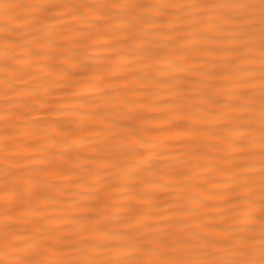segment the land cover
Segmentation results:
<instances>
[{"label":"bare ground","instance_id":"6f19581e","mask_svg":"<svg viewBox=\"0 0 264 264\" xmlns=\"http://www.w3.org/2000/svg\"><path fill=\"white\" fill-rule=\"evenodd\" d=\"M4 2L0 260L259 259L260 0Z\"/></svg>","mask_w":264,"mask_h":264},{"label":"snow or ice","instance_id":"6c2138e0","mask_svg":"<svg viewBox=\"0 0 264 264\" xmlns=\"http://www.w3.org/2000/svg\"><path fill=\"white\" fill-rule=\"evenodd\" d=\"M16 5H12L4 2V0H0V8L5 10V14L7 15L8 10ZM109 7L116 8L118 5L113 3L108 5ZM92 7V6H89ZM260 10H261V22L264 23V0H260ZM262 40H264V32H262ZM261 220L264 222V210H262ZM8 247V245H5ZM13 248L15 245L12 246ZM0 264H10L8 261L0 260ZM13 264H21V262H13ZM34 264H42V262H34ZM85 264H97L96 261H87ZM148 264H152V262H148ZM172 264H184V262H172ZM228 264H264V232H262L261 236V250L259 259H248L243 261H230Z\"/></svg>","mask_w":264,"mask_h":264}]
</instances>
